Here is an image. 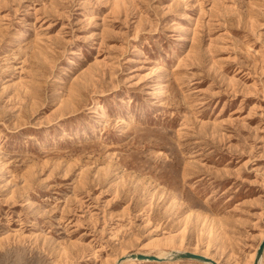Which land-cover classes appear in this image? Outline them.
Returning <instances> with one entry per match:
<instances>
[{
  "label": "rangeland",
  "instance_id": "374dc122",
  "mask_svg": "<svg viewBox=\"0 0 264 264\" xmlns=\"http://www.w3.org/2000/svg\"><path fill=\"white\" fill-rule=\"evenodd\" d=\"M262 234L264 0H0V264Z\"/></svg>",
  "mask_w": 264,
  "mask_h": 264
},
{
  "label": "water",
  "instance_id": "95a60500",
  "mask_svg": "<svg viewBox=\"0 0 264 264\" xmlns=\"http://www.w3.org/2000/svg\"><path fill=\"white\" fill-rule=\"evenodd\" d=\"M264 252V239L261 242L258 252H257V256H256V261L254 264H259L260 260L262 259V255ZM143 256H137V259H141ZM174 258H180V259H195V260H201L210 264H216V262H214L212 259L207 258L205 256L199 255V254H195V253H191V252H179L176 253L174 255ZM148 259L151 261H156V262H160L162 260H160L158 257L156 256H148Z\"/></svg>",
  "mask_w": 264,
  "mask_h": 264
},
{
  "label": "bare ground",
  "instance_id": "6f19581e",
  "mask_svg": "<svg viewBox=\"0 0 264 264\" xmlns=\"http://www.w3.org/2000/svg\"><path fill=\"white\" fill-rule=\"evenodd\" d=\"M110 9V8H109ZM255 16V15H254ZM21 34H24L23 32L21 33ZM106 65H107V63H106ZM158 88V87H157ZM69 92V91H68ZM9 96V95H8ZM22 98V97H21ZM102 110H104L105 111V109H102ZM98 112V111H97ZM100 113V112H99ZM106 120V119H105ZM207 232V231H206ZM263 235V234H262ZM171 239V238H170ZM263 239H264V235H263ZM208 245V244H207ZM121 246V245H120ZM140 247V246H139ZM258 249H259V247H258ZM258 249H256L255 251H254V253L250 256L251 257V260H252V262L250 263V264H254L255 263V261H256V256H257V252H258ZM124 251V250H123ZM175 251V250H174ZM125 252H126V250H125ZM125 252H123V253H121L115 260H114V262H115V264H123L122 263V258L124 257V256H127L126 255V253ZM179 252H183V251H181V250H179V251H176V253H179ZM185 252V251H184ZM117 254V253H116ZM166 254V253H165ZM165 254H162V253H160L159 255H157V257L160 259V260H165L166 258L164 257V255ZM172 254V253H171ZM167 255V254H166ZM165 255V256H166ZM137 256H140V255H135V260L134 261H130V262H132L133 264H151V263H158V262H156V261H151V260H149L148 259V255H141V256H143L141 259H137L136 257ZM203 256H205V255H203ZM132 257V256H131ZM167 257V256H166ZM115 258V257H114ZM170 258H171V260H172V258H173V255H171L170 256ZM209 258H210V256H209ZM175 259V258H174ZM212 259V258H211ZM120 260H121V262H120ZM123 260H124V258H123ZM168 260H170V259H168ZM178 260V259H177ZM125 261V260H124ZM216 261V260H215ZM160 263V262H159ZM170 263V262H169ZM207 264H210V263H207ZM259 264H262V259L260 260V263Z\"/></svg>",
  "mask_w": 264,
  "mask_h": 264
}]
</instances>
